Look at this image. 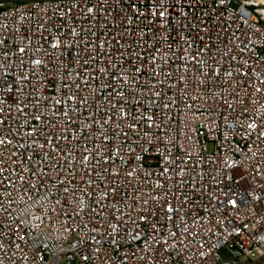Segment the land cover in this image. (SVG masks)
I'll list each match as a JSON object with an SVG mask.
<instances>
[{
  "label": "built area",
  "instance_id": "built-area-1",
  "mask_svg": "<svg viewBox=\"0 0 264 264\" xmlns=\"http://www.w3.org/2000/svg\"><path fill=\"white\" fill-rule=\"evenodd\" d=\"M0 264H264V0H0Z\"/></svg>",
  "mask_w": 264,
  "mask_h": 264
},
{
  "label": "rangeland",
  "instance_id": "rangeland-1",
  "mask_svg": "<svg viewBox=\"0 0 264 264\" xmlns=\"http://www.w3.org/2000/svg\"><path fill=\"white\" fill-rule=\"evenodd\" d=\"M246 260H247V259H246V258H244V257H241V258H240V261H241V262H243V263H245V262H246Z\"/></svg>",
  "mask_w": 264,
  "mask_h": 264
},
{
  "label": "snow or ice",
  "instance_id": "snow-or-ice-1",
  "mask_svg": "<svg viewBox=\"0 0 264 264\" xmlns=\"http://www.w3.org/2000/svg\"><path fill=\"white\" fill-rule=\"evenodd\" d=\"M161 15H163V13H161ZM232 203L234 204L235 202H234V201H232Z\"/></svg>",
  "mask_w": 264,
  "mask_h": 264
}]
</instances>
